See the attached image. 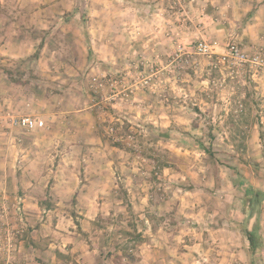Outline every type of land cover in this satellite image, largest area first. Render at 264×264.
Listing matches in <instances>:
<instances>
[{
  "label": "rangeland",
  "instance_id": "1",
  "mask_svg": "<svg viewBox=\"0 0 264 264\" xmlns=\"http://www.w3.org/2000/svg\"><path fill=\"white\" fill-rule=\"evenodd\" d=\"M238 3L113 0L116 27L98 31V0H0L18 52L0 48V264H44V249L50 264H250L233 180L264 192V27L241 35L254 11L236 22ZM209 21L230 30L222 52ZM230 42L258 62L219 61ZM259 224L264 264V199Z\"/></svg>",
  "mask_w": 264,
  "mask_h": 264
},
{
  "label": "crops",
  "instance_id": "2",
  "mask_svg": "<svg viewBox=\"0 0 264 264\" xmlns=\"http://www.w3.org/2000/svg\"><path fill=\"white\" fill-rule=\"evenodd\" d=\"M98 2L99 4L96 5V16H97L96 17V27H98L97 28L98 31H100L104 27L105 29L107 28L109 29V27H116L115 23L117 22V19L114 16L115 11L113 10L115 9V5H112L113 0H98ZM237 8L236 10L233 9V11H231L232 12L231 15L237 16L235 18L236 22L238 19L242 17L243 14H245L246 11H249L251 8H253V11H254L252 23L248 24L245 29L241 30L242 31L241 35L250 33L255 27L256 29H259L260 27H264V24H263L264 23V0H239ZM154 11L160 12L161 10L159 11V9L155 8L153 12ZM154 14H150V15L152 17L155 16L156 21L158 22L166 20V17H168L167 15L164 16L163 12L156 13L155 15ZM129 15L125 17V19L128 18L127 20L129 21H126V23L131 25L133 24V20L135 21L134 17L136 13L131 12L129 13ZM235 19L232 18V21L235 22ZM151 20H153V18L148 19L149 22H151ZM157 26L162 27L164 25L162 26L157 25ZM172 27H175V25L172 24ZM205 27H207V29L205 30V33L206 35H208V38L210 39V41L215 42L217 44L216 52H222L223 41L225 40L226 36L229 35L230 30L226 29V26L218 25L216 23H211L210 21L207 23ZM163 29L164 28H161L160 32H163ZM145 38H147V36ZM0 48L3 49L4 51L3 54L4 53L8 54L11 58L18 55V52L16 50V42L14 40L6 42L4 44H1V41H0ZM91 255L94 256L93 250H86L85 252L81 254L83 261L84 259H89ZM42 256H43L44 261L46 262L44 264H50L49 258L47 256L50 257L51 253L47 249H44ZM90 264H95V263H90Z\"/></svg>",
  "mask_w": 264,
  "mask_h": 264
},
{
  "label": "trees",
  "instance_id": "3",
  "mask_svg": "<svg viewBox=\"0 0 264 264\" xmlns=\"http://www.w3.org/2000/svg\"><path fill=\"white\" fill-rule=\"evenodd\" d=\"M8 75L11 76L12 73L8 72ZM11 79L13 78L11 77ZM13 80H16L17 82L19 81V79H13ZM98 126L100 129H102L101 125ZM114 126L115 127L118 126V123H115ZM114 126L111 127V134L109 135L110 136L109 139L114 146L117 147L124 146L123 141H121L120 138L119 139L116 138L118 136L116 135V128ZM125 128L127 129V125L125 126ZM112 131H115V133H113ZM198 146L203 150H208L202 142H199ZM233 185H235L237 188H239L242 191L243 201L248 207L247 219L242 224V232L244 233L248 241V250L251 256L250 264H262L261 255L263 252V241L259 233V229H260L259 213H260V203L264 199V192L246 183L245 180L241 178V176L239 175L237 179L233 180ZM254 215H255L254 222L251 228H248L247 226L248 220ZM125 232L131 237H134L135 239L141 238V233L138 232L131 233L130 231H125ZM56 255L61 256L62 253L56 250Z\"/></svg>",
  "mask_w": 264,
  "mask_h": 264
},
{
  "label": "built area",
  "instance_id": "4",
  "mask_svg": "<svg viewBox=\"0 0 264 264\" xmlns=\"http://www.w3.org/2000/svg\"><path fill=\"white\" fill-rule=\"evenodd\" d=\"M194 48L198 53H203L209 57L214 53V45L205 41L196 43ZM218 60L221 62L229 61L233 65H243L246 63L258 62L257 56L250 57V55L246 53L236 42H230L227 45L226 53L223 54ZM8 121L11 126L19 127L24 130L41 128L44 124V121L41 118L31 115H10L8 117Z\"/></svg>",
  "mask_w": 264,
  "mask_h": 264
}]
</instances>
